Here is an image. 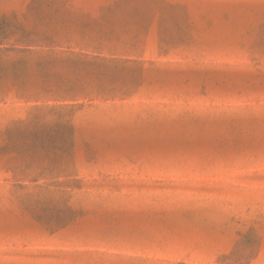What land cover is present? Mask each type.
<instances>
[{
	"label": "rangeland",
	"instance_id": "374dc122",
	"mask_svg": "<svg viewBox=\"0 0 264 264\" xmlns=\"http://www.w3.org/2000/svg\"><path fill=\"white\" fill-rule=\"evenodd\" d=\"M0 264H264V0H0Z\"/></svg>",
	"mask_w": 264,
	"mask_h": 264
}]
</instances>
